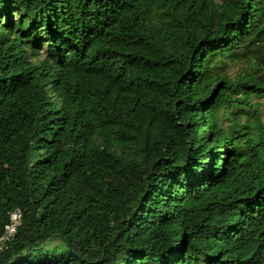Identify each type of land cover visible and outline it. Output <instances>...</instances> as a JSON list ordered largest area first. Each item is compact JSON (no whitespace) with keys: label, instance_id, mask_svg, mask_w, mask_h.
Segmentation results:
<instances>
[{"label":"trees","instance_id":"16d2710c","mask_svg":"<svg viewBox=\"0 0 264 264\" xmlns=\"http://www.w3.org/2000/svg\"><path fill=\"white\" fill-rule=\"evenodd\" d=\"M15 208L0 264H264V0H0Z\"/></svg>","mask_w":264,"mask_h":264},{"label":"built area","instance_id":"2783aa9c","mask_svg":"<svg viewBox=\"0 0 264 264\" xmlns=\"http://www.w3.org/2000/svg\"><path fill=\"white\" fill-rule=\"evenodd\" d=\"M22 221V210L15 208L9 212L8 221L0 233V253L6 251L13 241Z\"/></svg>","mask_w":264,"mask_h":264},{"label":"rangeland","instance_id":"374dc122","mask_svg":"<svg viewBox=\"0 0 264 264\" xmlns=\"http://www.w3.org/2000/svg\"><path fill=\"white\" fill-rule=\"evenodd\" d=\"M239 68H240V63H237V62L231 63L228 71L230 74L234 75L238 71ZM57 243H58V241H54V242L49 241L42 249L48 248L52 244H57Z\"/></svg>","mask_w":264,"mask_h":264}]
</instances>
